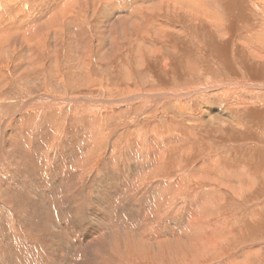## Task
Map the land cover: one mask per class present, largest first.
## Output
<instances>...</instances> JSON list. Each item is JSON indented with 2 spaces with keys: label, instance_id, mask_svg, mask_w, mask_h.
<instances>
[{
  "label": "rangeland",
  "instance_id": "1",
  "mask_svg": "<svg viewBox=\"0 0 264 264\" xmlns=\"http://www.w3.org/2000/svg\"><path fill=\"white\" fill-rule=\"evenodd\" d=\"M12 1L19 4L6 0ZM72 1L61 0L65 10L36 32L30 47L13 38L0 44V179L9 170L2 137L14 135L21 118L29 131L23 147L34 151L22 159L38 171L24 182L17 178L32 185L28 201L36 217L29 225L43 223L44 215L52 227L36 237L40 250L28 240L25 262L23 250L9 248L16 264H96L83 259L88 233L104 228L105 220L118 225L119 208L111 207L127 195L115 196L111 185L105 187L112 196L104 185H85L109 180L104 161L120 154L125 175L148 192L152 210L146 206L145 217H171L138 232L137 218L128 230L122 224L111 244L118 264H264V0ZM83 117L90 143L69 132L79 134ZM73 155L72 167L81 169L82 188L89 190L82 194L87 205L103 206L99 227L86 232L77 226L83 213H75L76 223L64 209L72 180L62 164ZM10 198L0 186V200ZM5 209L0 206V219L13 229L15 217ZM125 219L130 223L131 213Z\"/></svg>",
  "mask_w": 264,
  "mask_h": 264
},
{
  "label": "bare ground",
  "instance_id": "2",
  "mask_svg": "<svg viewBox=\"0 0 264 264\" xmlns=\"http://www.w3.org/2000/svg\"><path fill=\"white\" fill-rule=\"evenodd\" d=\"M19 4H17L16 2L12 1L11 3H7L6 0H0V44L1 43H4L5 41H13L12 38L15 40V39H18V40H22L25 45H27L28 47H30V39L31 38H35L37 39V35H36V32L38 31H41L45 28H47V22L51 21V20H55L56 18H58V16H56L55 12L58 11L59 9H63L62 6H61V0L56 2V1H52L51 3H49L48 1L44 4L43 1H40V3L42 2L44 5L42 6H34L32 4V2L30 0H16ZM37 1V0H36ZM50 1V0H49ZM78 0H73L72 2H76ZM39 2V1H37ZM56 2V3H55ZM72 2H66L67 4H69L68 6H70V3ZM79 3V1H78ZM77 3V5H78ZM76 4V3H74ZM73 4V5H74ZM41 5V4H40ZM71 5V6H73ZM67 6V7H68ZM75 6V5H74ZM73 6V7H74ZM66 7V8H67ZM71 8V7H70ZM72 9V8H71ZM65 10V9H63ZM61 11V10H59ZM61 13V12H60ZM64 13V12H63ZM55 14V15H54ZM21 43V44H22ZM15 45V44H13ZM2 77H3V74H1ZM53 114V113H52ZM21 118L18 119V121L16 122L17 124L14 125L13 127V131L15 130V132H12L14 135H4L2 138V146L6 143L7 147H8V159L7 161H3L2 160V163L3 162H7L9 163V170L5 173V177H3L2 179H0V186L2 188V192L4 194H13V198H10L9 201L7 203L3 202L0 200V206H5L6 209L9 210L10 213H12V215H14L15 217V221L13 222V229L10 228V223H7V221L5 219H0V264H16V260L14 259V256L12 257L11 256V252H14L11 251V249H15L14 246H17L19 248V250H23V254L21 256V259L23 262H25L28 257H29V251H28V240L32 241L33 242V245L35 246L33 248V251H35L36 249L40 250V246L38 245L39 242H37V238L36 237H39L40 234H42V232H45L48 228H49V231L52 229H50V225H48L49 223V220L44 216L42 215V217L44 218V221L43 223H39V224H36L34 225V223L32 224V226L30 227V221H29V217H33V213L31 211V208L30 206H32V204L30 205L29 204V201L28 199H30L29 195H30V192L32 191V185L29 186L30 182H26L28 183V188L31 187L30 189H27L25 188L24 184H20L19 182H17V178L20 177L19 181H22L24 182L25 179L31 174L32 172V175H35L33 173L35 172H38L36 171V168L35 169H32L31 172L29 169L26 168V164H25V160L22 159V158H30V151L32 153H34V151L32 150V147H30L28 150L25 149L23 147V142H28L29 141V131L23 126L22 127V124H21ZM85 120V117H83L82 119V125L83 127H81L79 129V131L77 133L79 134H75L74 131H72V128H70L69 131L70 134L73 136L74 139H76L77 141H85L86 143H90L91 140H88L87 137L90 136V130L87 128V126H84L86 123L83 121ZM45 121V120H44ZM87 122V121H86ZM88 124V123H87ZM40 126V125H39ZM68 127V126H67ZM39 128V127H38ZM20 130V132L22 133V138H17L18 137V134L17 132ZM77 130V129H76ZM2 134H3V130H1ZM19 132V133H20ZM68 132V133H69ZM35 135V134H34ZM67 136V135H66ZM65 136V137H66ZM35 137V136H33ZM38 137V135L36 136ZM50 138V137H49ZM20 141H18V140ZM51 139V138H50ZM70 140V139H69ZM40 140H37V138H34L33 140V146L37 147L39 146L38 143H39ZM71 141V140H70ZM75 141V140H74ZM58 142V141H57ZM29 146H30V143H28ZM137 144V143H136ZM41 145V143H40ZM138 146L140 147L141 144H138ZM138 148V147H137ZM135 148V150H137V153L136 151H133L135 152L136 155H139V150ZM38 150H41L40 147H37ZM129 151V150H128ZM131 151V150H130ZM64 152V151H63ZM52 155H51V159L49 161V163L46 161L45 164L46 166H49V167H52L55 163L53 160L54 159V153L51 152ZM37 154V153H36ZM134 154V153H133ZM142 154V153H141ZM56 155V154H55ZM61 156H63V154H59ZM77 155V154H76ZM74 156V155H73ZM121 156V154H120ZM118 157L117 159L114 158V159H108L106 161H104L105 165H104V168L102 169V171L105 172V170L108 171L109 175L107 174V177L109 180H106L105 182H103L104 180H102V184L100 185H97L94 183H88L86 184L85 186H91V187H105V186H108V185H111L114 189V195L115 196H118L121 198V195H127V199L125 200L124 204L122 205H111L112 209L114 210V208L118 207V211L117 209H115V212L118 214V216L120 217V221H119V224L116 225H113L111 223H109L108 221H106L105 219V227L104 228H101L100 231H91L90 233H88V236L86 239H90L88 240V243H86V251L83 255V259L85 261H92L96 264H118L117 261H115V257L112 255L111 253V244L114 243V238H116L115 236L120 234L119 232V228H125L126 226V229L128 230L129 227H132L133 222L135 218H137L136 220L139 221L135 226V228H138L136 231H141V228L144 227L145 224H151V223H154L156 225L158 224H166L169 220H170V217L169 218H157L155 216H152L150 218H146L145 217V213H146V206H148L149 208L151 207V205L149 206V204L146 205V200H147V194L148 192H146L145 194L143 193V190H141V185H139V183H136L135 182V177H133L132 175L131 176H126L125 173H128V170H126L125 172V169L124 166V159H122L121 157ZM151 156L153 157L152 159L155 161L156 159H158V156H153L151 154ZM150 156V157H151ZM16 157H19V159H17ZM49 157V156H48ZM75 157L77 156H74L72 158V160H70L69 158H67L69 161L71 162H64L62 165H63V169H65L67 172V174L70 175L72 182H70V185L72 183V187H70V189L67 187H65L63 184V186L65 187L64 189V192H66L67 190L66 189H69L70 190V196H69V199L67 201V198H66V205L64 207V205L62 206V203L60 204L62 206V208L64 207V209L67 211V213H71V216L72 214H74V219L73 221L76 222V216L78 214V211H81L83 213V218L82 220H84V217H86V222L83 221L81 223H78L77 226H79L80 228L79 229H82L84 231L82 232H86L85 230H88V229H96L98 228V224H96V221H97V217L99 215L102 214V210H101V206H98V207H93V206H89L87 205L86 203V198H84L82 196V194H85V193H89V190L88 191H85L83 187V181H82V173L81 172V169H76V168H73L72 167V162L73 160L75 159ZM123 157V156H122ZM50 158V157H49ZM59 158V157H58ZM32 159V158H31ZM30 159V160H31ZM60 160V159H58ZM67 161V160H66ZM63 162V161H62ZM116 163V165H114V163ZM51 163V164H50ZM57 163V162H56ZM142 160L140 161L139 163V168H137V170H141V165L142 164ZM119 164V165H117ZM122 164V166H121ZM59 165V164H57ZM30 166V165H29ZM115 166H117L116 168V174H118V180L122 179L125 181L127 180V177L128 179L130 178L131 179V183L128 184V183H124V185L122 186H119L118 182H117V179H115L113 176V168L115 169ZM122 170L121 169V167ZM2 167V165H1ZM6 167V166H4ZM31 167V166H30ZM57 168V166H55ZM55 168V169H56ZM50 169V168H49ZM53 169V168H52ZM51 169V170H52ZM62 169V168H61ZM29 170V171H28ZM39 170V169H38ZM47 171L48 168H46ZM119 171V172H118ZM52 172V171H51ZM62 172V171H61ZM60 172V173H61ZM140 172V171H139ZM65 173V174H66ZM103 173V172H102ZM106 173V172H105ZM111 173V174H110ZM114 173V175H115ZM38 174V173H37ZM46 174V173H45ZM57 174V173H56ZM59 174V173H58ZM39 175V174H38ZM44 175V174H42ZM48 175V174H47ZM106 175V174H105ZM110 175H112V177H110ZM138 175V174H137ZM60 176V174H59ZM64 176V175H63ZM31 177V176H30ZM37 177V176H36ZM50 176H48L49 178ZM81 177V178H80ZM48 178H45L44 181H43V184L45 187L49 186L50 184L47 183L50 179ZM51 178V177H50ZM92 178V177H91ZM39 179V178H38ZM43 179V178H42ZM41 179V180H42ZM55 179V178H54ZM57 179V178H56ZM61 179H62V176H61ZM65 180V177L63 178ZM68 179V177H67ZM87 179V178H86ZM53 179L51 178L50 181H52ZM58 180V179H57ZM63 180V181H64ZM84 180V179H83ZM27 181H30V180H27ZM40 181V180H39ZM56 181V180H55ZM53 181V182H55ZM61 181V180H60ZM69 181V180H68ZM37 182V181H36ZM65 184L67 183L66 180L64 181ZM63 182V183H64ZM87 181L84 180V183H86ZM90 182V181H89ZM33 183V182H32ZM69 183V182H68ZM34 184V183H33ZM38 184L40 185V183L38 182ZM49 184V185H48ZM53 184V183H52ZM99 184V183H98ZM36 185V183L34 184ZM34 185H33V188H34ZM61 185V183H60ZM127 186L126 189H125V194H121L120 192H122L121 190L123 188H125L124 186ZM55 186V185H54ZM84 186V187H85ZM44 187V188H45ZM59 188V186H57ZM89 187V188H91ZM102 187V188H103ZM40 188V187H38ZM61 188V186H60ZM81 188H82V191H81ZM106 188V187H105ZM109 188V187H108ZM106 188L105 189V192H109V194L112 196V192ZM48 191H50L51 189L50 188H47ZM98 189V188H97ZM34 190V189H33ZM66 190V191H65ZM92 190V189H91ZM95 190V189H94ZM92 190V191H94ZM101 190V189H100ZM41 191V190H40ZM45 191V190H44ZM96 191V190H95ZM94 191V192H95ZM36 192H39L36 191ZM35 194H40L41 193H36ZM100 192V191H99ZM103 192V191H102ZM101 192V193H102ZM46 193V192H45ZM48 193V192H47ZM46 193V194H47ZM63 193V191H62ZM68 193V191H67ZM91 193V192H90ZM17 194H20L22 195V197L18 198L16 195ZM94 194V193H93ZM58 195V194H57ZM108 195V194H107ZM64 195H62L63 197ZM67 196V194H66ZM103 196V195H102ZM41 197V196H40ZM108 197V196H107ZM117 197V198H118ZM7 198V197H6ZM55 198V197H54ZM89 198V197H88ZM111 198V197H110ZM116 198V199H117ZM33 199V198H32ZM39 199V198H38ZM37 199V201H38ZM43 199V197H42ZM57 199L58 196H57ZM55 198V200H57ZM83 199V200H82ZM96 199V198H95ZM100 200V198H98ZM47 200V199H46ZM54 200V201H55ZM63 200V199H62ZM98 200V201H99ZM124 200V199H123ZM5 201V200H4ZM36 201V200H35ZM41 201V200H40ZM51 201V200H50ZM93 201V200H92ZM96 201V200H95ZM106 201V200H105ZM46 202V201H45ZM44 202V203H45ZM48 202V201H47ZM53 202V201H52ZM60 202V201H59ZM101 204L104 203V200L100 201ZM99 202V203H100ZM32 203V201L30 202ZM89 203V202H88ZM92 203V202H91ZM95 203V202H94ZM93 203V204H94ZM40 204V203H39ZM43 204V203H42ZM65 204V203H64ZM90 204V203H89ZM96 204V203H95ZM109 204V203H108ZM114 204V203H113ZM117 204V203H116ZM151 204V203H150ZM18 205V206H17ZM30 205V206H29ZM92 205V204H91ZM99 205V204H98ZM46 206V205H45ZM56 206V204H55ZM55 206H53L55 208ZM124 206V207H123ZM143 206V207H142ZM191 206V205H190ZM34 207V205H33ZM32 207V208H33ZM44 207V206H43ZM42 207V208H43ZM47 207V206H46ZM59 207V206H58ZM58 207L56 209H58ZM103 207V206H102ZM49 208V207H48ZM60 209L63 211V209ZM106 208V207H105ZM5 209V210H6ZM40 209V208H38ZM45 209V207H44ZM55 209V210H56ZM110 209V208H108ZM151 209V208H150ZM188 209V208H187ZM41 210V209H40ZM47 210V209H46ZM45 210V211H46ZM152 210V209H151ZM37 211V209H36ZM53 211V209H52ZM61 211V212H62ZM110 211V210H109ZM60 212V213H61ZM127 212V214H126ZM128 212L131 213V222L129 223V220H126L125 218L127 217L128 215ZM164 212V211H162ZM183 213H185L184 211H182ZM39 213V212H38ZM48 213V212H47ZM50 213V212H49ZM64 213V212H62ZM61 213V214H62ZM68 213V214H69ZM75 213H76V216H75ZM104 213V212H103ZM111 213V212H110ZM134 213V214H133ZM35 214H37L35 212ZM40 214V213H39ZM107 214V213H106ZM105 214V215H106ZM126 214V215H125ZM153 214V212H152ZM160 214V213H159ZM190 214V212H189ZM40 216V215H39ZM63 216V215H62ZM104 216V215H103ZM188 216V215H187ZM186 216V217H187ZM34 217H36V215H34ZM41 217V218H42ZM135 217V218H133ZM54 218V217H53ZM64 218V216H63ZM79 218V217H78ZM102 218V217H101ZM107 218V217H106ZM116 218V217H115ZM20 219L21 220V224H17V220ZM39 219V218H37ZM55 219V218H54ZM139 219V220H138ZM35 220V219H34ZM57 220V219H56ZM101 220V219H100ZM118 220V219H117ZM165 222H164V221ZM37 221V220H35ZM55 221V220H52V222ZM72 221V223H74ZM39 222V221H38ZM54 223V222H53ZM70 223V222H69ZM77 223V222H76ZM75 224V223H74ZM102 224L103 221H102ZM122 224H124L122 226ZM72 225V224H71ZM49 226V227H48ZM52 226V225H51ZM69 226V225H68ZM67 226V227H68ZM27 227H28V230H33L35 231L36 233L32 234V232L28 231L27 233ZM71 227V226H70ZM75 227V225H74ZM135 228L134 231H135ZM174 229V228H173ZM54 230V229H53ZM52 230V231H53ZM63 230V229H61ZM89 231V230H88ZM47 232V231H46ZM129 232V231H128ZM130 233V232H129ZM51 234H53V232H51ZM51 234L49 236V238L51 237ZM62 234V233H61ZM135 234V232H134ZM49 235V234H48ZM77 235V234H76ZM75 235V236H76ZM130 235V234H129ZM65 236V235H64ZM74 236V237H75ZM48 237V236H47ZM122 237V236H121ZM120 237V239L122 240V238ZM44 238V237H43ZM42 238V239H43ZM76 238V237H75ZM114 239V240H113ZM47 240V239H46ZM83 240V239H82ZM45 243V241H43ZM51 242V240H50ZM49 242V243H50ZM55 242V241H54ZM83 242V241H82ZM32 244V243H31ZM46 244V243H45ZM51 244V243H50ZM30 245V244H29ZM49 245V244H48ZM47 245V246H48ZM58 245V244H57ZM115 246V245H113ZM63 247V245H62ZM99 247H101L99 249ZM11 248V249H9ZM70 248V247H69ZM48 249H51V248H48ZM9 250L11 252H9ZM97 250L100 252V253H96ZM45 251V250H44ZM46 252V251H45ZM73 252V251H72ZM81 252V251H80ZM124 252V251H123ZM17 253V251L15 252ZM35 253V252H34ZM37 253V252H36ZM13 255V254H12ZM15 255V254H14ZM37 255V254H36ZM39 255V254H38ZM37 255V256H38ZM42 255V254H41ZM45 255V253L43 254ZM20 256V255H18ZM41 257V256H40ZM46 257V256H45ZM51 257V256H50ZM44 258V256H43ZM69 259V258H68ZM73 259V258H72ZM21 261V260H20ZM21 261V262H22ZM73 261V260H72ZM47 262H49L47 260ZM52 262V261H51ZM67 262V261H66ZM19 263V262H18ZM46 264V263H45Z\"/></svg>",
  "mask_w": 264,
  "mask_h": 264
}]
</instances>
